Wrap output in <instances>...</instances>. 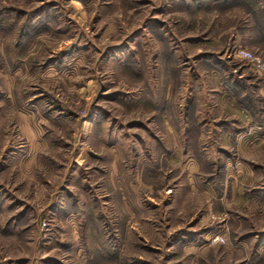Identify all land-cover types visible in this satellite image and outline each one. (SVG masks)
Here are the masks:
<instances>
[{"label": "rangeland", "instance_id": "obj_1", "mask_svg": "<svg viewBox=\"0 0 264 264\" xmlns=\"http://www.w3.org/2000/svg\"><path fill=\"white\" fill-rule=\"evenodd\" d=\"M237 48L264 0H0V264H264Z\"/></svg>", "mask_w": 264, "mask_h": 264}, {"label": "built area", "instance_id": "obj_2", "mask_svg": "<svg viewBox=\"0 0 264 264\" xmlns=\"http://www.w3.org/2000/svg\"><path fill=\"white\" fill-rule=\"evenodd\" d=\"M234 57L245 60L252 71L264 79V59L246 48H237Z\"/></svg>", "mask_w": 264, "mask_h": 264}, {"label": "crops", "instance_id": "obj_3", "mask_svg": "<svg viewBox=\"0 0 264 264\" xmlns=\"http://www.w3.org/2000/svg\"><path fill=\"white\" fill-rule=\"evenodd\" d=\"M259 91H263L264 92V86H262V87H260L259 88ZM263 94V93H262ZM230 99H231V97H230ZM228 103L229 104H231V105H233L232 103H233V101L231 100V102L230 101H228ZM234 106V105H233ZM235 108H234V110H236V111H239L240 113H243V116H245L246 117V114L244 113V110L243 109H241V108H239V107H237V106H234ZM255 125V124H254ZM253 125V126H254ZM257 127V129H260V127H258V126H256ZM226 133H228L227 131H225ZM235 140V139H234ZM230 142L231 143H233V140L231 139V137H230ZM226 144V143H225ZM240 145H242L241 143H239ZM227 146H229V144L227 143L226 144ZM255 150H256V148L255 147H253L252 146V148H250V147H248V152L250 153V152H255ZM252 154H249V159H248V161H249V163H251V162H254L255 163V161H256V159H253V158H251L252 156H251ZM262 160H260V162H261ZM236 172H235V175H237L236 177H237V179H240L241 177H242V174H247V173H249V170H247V168L245 167L244 168V170H242L241 172H239V169H238V167H236ZM262 169H264V167H262ZM230 172H227V177H230V174H229ZM234 173V172H233ZM240 173H241V175H240ZM248 175V174H247Z\"/></svg>", "mask_w": 264, "mask_h": 264}]
</instances>
